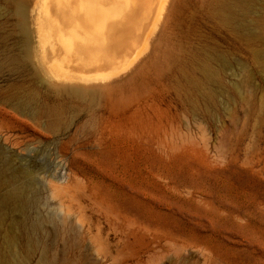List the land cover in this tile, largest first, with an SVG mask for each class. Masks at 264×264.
<instances>
[{
    "label": "rangeland",
    "instance_id": "374dc122",
    "mask_svg": "<svg viewBox=\"0 0 264 264\" xmlns=\"http://www.w3.org/2000/svg\"><path fill=\"white\" fill-rule=\"evenodd\" d=\"M17 1L36 17L48 3ZM224 1L170 0L180 9L125 71L80 84L14 68L4 54L27 53L0 0V125L25 110L0 140L19 142L9 152L36 170L41 213L67 229L51 233L60 262L264 264V0H226L227 22ZM20 216L4 210L1 243Z\"/></svg>",
    "mask_w": 264,
    "mask_h": 264
},
{
    "label": "bare ground",
    "instance_id": "6f19581e",
    "mask_svg": "<svg viewBox=\"0 0 264 264\" xmlns=\"http://www.w3.org/2000/svg\"><path fill=\"white\" fill-rule=\"evenodd\" d=\"M225 1L218 7L223 20L227 22L229 17H232L230 9L232 2L228 6L229 1ZM4 2L15 7L14 16L27 53L4 54L14 68L28 72L29 65L34 61L39 65L41 73L43 71L49 77H55L57 81L80 84L91 81H95L96 84V81H104L107 76L125 71L129 63L147 50L155 31L169 17L171 11L176 13L180 9V2L172 5L174 3L171 4L170 0H48L49 4L40 6L41 10L36 17L34 10L29 14L27 7L17 0ZM35 4L37 5L36 2ZM35 6L33 5L34 8ZM53 9L57 11V15L59 12L58 16L52 13ZM241 17L243 20L239 27L251 33L243 13ZM254 25L258 26V23ZM108 26H111L110 29L105 28ZM113 27L115 32L112 31ZM103 29L106 30V35H102ZM87 37L92 44L101 45L103 43L99 42L100 39L102 41L108 39L107 46L111 45V50L104 53L95 46H88ZM32 49L36 54H29ZM31 79L33 85L39 83L34 76H31ZM73 92L77 95L84 94V90L78 86ZM23 107L24 103L21 101H16L13 105V123H19L20 126L21 122L16 114L23 115L25 111ZM7 115L8 112L0 107V117ZM20 126L0 125V133L14 132L15 129L12 128ZM21 130L19 128V131ZM8 144L17 146L19 142L13 141L10 137L0 140V232L4 230L5 219L2 216L5 209L16 208L21 216L18 221L12 223L18 226L19 233L3 235L2 243L0 242V264H65L59 261L61 260L59 254L50 241L53 231L59 225L53 221L52 214L44 216L40 210L41 189L38 188L39 182L35 177L36 170L27 164H21L22 162L18 164L17 159L9 152L11 147ZM49 187L51 196L55 197L56 185L50 181ZM59 202L63 207L64 202L62 200ZM58 229L63 232L67 230L64 226Z\"/></svg>",
    "mask_w": 264,
    "mask_h": 264
}]
</instances>
